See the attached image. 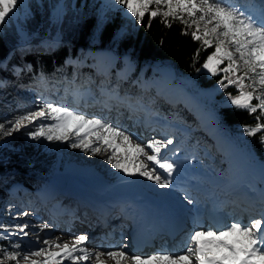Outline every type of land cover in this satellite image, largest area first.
<instances>
[{"label":"snow or ice","instance_id":"6c2138e0","mask_svg":"<svg viewBox=\"0 0 264 264\" xmlns=\"http://www.w3.org/2000/svg\"><path fill=\"white\" fill-rule=\"evenodd\" d=\"M19 2L0 0V24L11 18ZM116 6L134 23H143L146 16L149 26L157 17L168 27L179 22L183 26L182 34L199 42L200 49L214 48L197 71L205 70L213 77L222 72L223 78L217 81L220 88L236 87L238 94L228 97L231 105L246 110L249 115L259 113L254 126H244L243 135L260 134L259 143L264 146V21H257L243 10L219 0H110L109 7ZM200 49L194 61L199 58ZM225 62L226 66L221 67ZM102 96L105 98L92 96L91 105L85 100V106H99L102 112H111L126 105L135 112L134 106L117 92H102ZM79 102V98L74 100L76 104ZM36 121L51 123L42 122L29 132L32 140L67 143L68 147L88 155L103 156L112 169L126 176L141 177L160 189L173 186L179 165L164 151L174 144L170 136L152 137L142 143L105 118L90 117L78 107L44 99L38 110L19 114L9 121L11 127L7 131L5 124L0 123V132L10 135L22 127L35 125ZM176 154L174 150L173 155ZM184 199L190 205L196 204L187 192ZM49 227L47 223L39 225L40 231ZM15 228L21 240L29 235L26 231L29 224H17ZM0 231L7 234L0 239H11L15 234L8 225H0ZM34 235L43 247L23 251L21 243H13L11 247L15 250H4L0 264L5 261L13 264H88L89 261L92 264H108V261L112 264H264V216L252 219L249 224L234 220L223 228L198 226L187 236L184 250L176 254L158 252L140 256L123 247L89 250L85 234L73 237L70 242H61L60 237L41 240L39 233Z\"/></svg>","mask_w":264,"mask_h":264},{"label":"trees","instance_id":"16d2710c","mask_svg":"<svg viewBox=\"0 0 264 264\" xmlns=\"http://www.w3.org/2000/svg\"><path fill=\"white\" fill-rule=\"evenodd\" d=\"M182 31L183 26L179 22H173L168 27L160 22V17L154 18L150 26L147 16L143 23H134L123 13L104 7L100 0H20L11 18L0 24V61L7 54L14 53L23 66L30 65L28 75L38 72L55 82L60 81L63 76L70 77L73 74L71 66L65 65V62L82 49L86 54V63L78 70V78L82 85H87V79L93 73L94 61L87 52L110 51L119 67L122 66L124 57L133 65L134 72L127 81L122 82L121 88L152 101L156 111L194 125V109L173 107L166 101L155 99L152 91L141 92L131 83L132 78L142 80L159 76L160 70L157 67L164 64L177 79L189 80L193 92L209 89L210 93L206 92V104L213 110L219 132L234 145L237 136L245 138L253 145V151L259 160L264 161V153L257 138L260 134L256 137L243 135L244 126H254L255 117L259 113L249 115L246 110L231 105L229 94L237 95L238 91L234 85L227 89L220 88L217 81L223 78L222 72L213 77L205 70L197 71L214 48L200 49V43L193 41L190 35H183ZM197 49H200V55L194 61ZM226 64L227 62L221 67ZM242 73L243 71L239 74ZM2 78L0 72V81ZM12 79L14 77H11V81ZM189 142L191 147L195 144L208 147L215 162L225 159L223 153L215 152L210 147L214 145V141L202 131H194ZM197 150L201 153L198 148ZM45 155V149L30 145L15 154L0 153V196L6 190L3 184L6 173H11L8 177L17 179L24 185L38 184L39 179L30 169L38 170L42 167L46 162ZM201 158L207 161L205 156L201 155ZM5 264L13 262L5 261Z\"/></svg>","mask_w":264,"mask_h":264},{"label":"rangeland","instance_id":"374dc122","mask_svg":"<svg viewBox=\"0 0 264 264\" xmlns=\"http://www.w3.org/2000/svg\"><path fill=\"white\" fill-rule=\"evenodd\" d=\"M100 1L104 5V7L114 9L118 12H121V11H119V6L109 7L110 0H100ZM236 1L237 0H219V2L226 3L230 6H235V7L242 10L243 9L242 7L235 5ZM240 1H243L245 3V6L247 8L244 11L245 13L247 12L248 15L252 16L257 21H264V0H240ZM121 13H123V12H121ZM257 14L258 15L262 14V15H260V17H259ZM87 54H90L94 58V61L92 63V67L97 69L98 67L102 66L103 68L107 69L106 72L108 74L110 73V69L112 67H114L116 64V58L110 51L96 50V51L87 52ZM85 57H86V54L83 52L82 49H79L77 51L76 56L73 58V59H75V60H73V64L81 65L82 60H80V59H85ZM76 59H77V61H76ZM122 64H123L122 70L124 72L123 80L127 81V79H128V78H126L127 74L132 71L133 65L128 60L127 57H124ZM157 69H159L162 72V76H159L157 79L152 80L154 82L150 81L149 83H151V82L152 83L149 86L155 87V88L157 86L159 88L164 87L166 89V91H165L166 97H164V99H167L165 101L171 103L172 104L171 106H173V107L196 109L195 111L198 112L196 115H197V118H199V119H201L203 117L214 119L212 114H210V112L213 110H211V108L208 107L206 104V101H207L206 100V92H208V94H209L210 93L209 89L208 90L198 89L197 92H193V88L190 87L189 80H180V79H177V77H175V76L173 77L170 74L171 72L169 71V69H167V67H165L164 64L158 66ZM27 71H31V68H29L28 66H25V65L23 66L22 62L18 59V57L14 53L7 54L0 61V72L3 75V78L0 81V123L5 124V131H7L11 127V125L8 122L14 120L17 115L22 114V113H26L28 111L38 110V106L40 105L42 99L47 100L43 96L48 98V101H51V102L54 101L55 103H58L59 98L63 97V95H64V98H63L64 103H66L68 106H69L70 102L73 100V97H75L76 99L79 98L80 102L77 105H79L80 107L82 105H83V107H87V109L97 107V106H95V107L85 106V103H83L82 99H81V97H82L83 101L85 102V100H87L86 98H88L90 95H93L95 97V93H92L88 89H81V92H79V93L77 92V95H75L72 92V91L76 90L78 85L81 84V82L78 79V68H72L73 74H71V76H72L71 80L69 79L71 81V84H69L68 86H63V87L62 86L61 87H53V86H51L53 84L46 85L45 83H53V80L50 81L49 77L41 76L40 74L32 75V73H30L28 75ZM11 77H14V80L12 79L13 81H11ZM105 77H106V74L104 71H99L98 75H97V73L91 74V76L87 79L88 85L90 86L91 82H94L97 80H99L100 82L102 80L104 81ZM28 78H30L29 82H28ZM64 79H66V78L61 79L59 82H62L61 84H63L64 82H69L68 79H66L65 81H64ZM16 80L18 83L15 82ZM21 81H24L25 83H23V84L19 83ZM140 81H142V80H140ZM146 81H148V80H146ZM136 82H138V80H136L135 83ZM133 83H134V81H133ZM35 84H36V87H35ZM121 84H122L121 82L114 84V87L116 88L117 91L121 90V87H122ZM22 85L23 86L28 85L30 87V89H28V90H27V88H26V90L20 89L19 86H22ZM110 85H112V82L110 83ZM118 85H119V87H117ZM33 87H35V88H33ZM37 90L41 91L43 96ZM104 92L111 93L110 91H104ZM211 94H212V96L214 95L213 92ZM119 96L122 98L124 96H127V99L131 104H134L135 101H137V100H135V97H133V96H129V95H124V96L119 95ZM104 98L105 97L103 96L101 99H104ZM196 99L200 100L203 103V104L202 103L201 104L204 107L201 106L197 102ZM139 102H140L139 104L141 106H144L146 108V105H144L146 103H144L140 100H139ZM88 103H89V105H91L90 102H88ZM141 103H144V104H141ZM119 108L121 110L122 106ZM84 111H85V114H87L88 111H91L92 113L99 114L98 111H95V110H84ZM90 115H92V114H89L88 116H90ZM42 122L43 123H51V121H36L35 125H27L25 127H22L17 132H12L10 135H5L4 132H0V153L8 152L11 154H15L18 150H21V148L29 146V145L32 147H38L40 149H45V151L47 153V155H45L46 156V162L42 165V167H40L38 170L30 169V172L35 174L36 178H38L39 182H40L38 184L39 186H36V187L33 184H29V185L26 184V186H28L30 191H29V189H25L24 185L20 181H18L17 179L14 180L12 177H8V175H10L11 173L10 174L6 173L4 175L6 177V179H3V184H4V188H6V190H5V193H3L0 196V225L10 226V231H11V229L14 228L11 232H13L15 234L12 235L11 239H0V261L4 260V256H3L4 250H7V251H14L15 250L11 247V245L13 243H17V242L21 243L23 251H28L29 249H34L33 243H31L33 241L30 242V240H34V238L32 239V233H36L37 227H35L34 224H36L38 222L30 221L27 223V224H30L29 228L26 229V231H28L29 235L27 237H24L22 240L20 239V234L16 230L15 225L23 224L22 220L25 217L23 215V213H25L27 211H31L28 214V216H33L36 218L39 216L36 211L41 210L43 212L42 216H44L45 218L47 217L48 213H46V211H44V209H43V207H45V204H42L43 200L39 201L38 199H35L33 197L31 198L30 196L32 195V192L35 189H39L42 185L49 187L48 183L46 184L43 181L44 180L47 181L51 178V176H49L50 172L52 170L51 168H55L56 166L59 165V166H61L62 170L65 169V171H66L67 167H73V168L78 167L79 168L80 164H81V163L78 164V162H80L78 156H75L74 162L69 161L68 155H65L64 158H63V156H61L62 152L64 151V147H65L66 143H60V142H56V141L49 142V141L43 140V139L32 140L29 138L28 133L31 131H34L35 127L38 126ZM190 127H194V126L192 124H190ZM124 128L128 129L129 127L126 125ZM130 128L136 129L135 126H132V125ZM214 128H215V126H213L212 129H214ZM195 129L196 128H194L193 130H195ZM132 131L136 132L134 130H131L130 133L132 135L134 134ZM158 133H159L158 136H160V137H163L166 134L167 137L170 136L174 139V147L178 148V151H179V152H177L176 155L184 154L183 161H180L177 164L179 165L178 168L183 170L184 172L189 173L191 175L194 174L193 179H189V181H184V185H186V189H184V190L195 201L201 196V191H202V197L203 196L204 197L209 196V195L212 196L211 195L212 193H213V197H214L216 192H217V188L215 186L217 184L216 181L219 179H221L223 182L227 181V172L232 168V166L235 163H237V164L238 163H244V165L249 170V173H248L249 179L254 177L260 184L264 185V163H260L257 154L255 153V151H253V148H252L253 145L250 144L249 142H247L245 138L237 136L235 138L236 145H234L230 141H228L225 137H223L218 132V129H215L214 131L210 132L212 139H214V138L216 139V140H214V145H210V147L215 152H218V151L221 153L226 152L224 154L225 160H222L220 162H215V161L213 162L211 155L210 156L206 155L209 158V161L198 160L197 156L198 155L200 156V154L195 149V147L193 148L194 150H192L191 148H190L191 150L187 148L186 145L191 147L189 144L190 143L189 140H190V138L193 137V133L187 139L185 138L186 134H184L182 132L181 133H174V131L169 130V129L168 130L166 129L165 131L161 130ZM146 138H148V137H146ZM145 141H147V139H142L140 142L145 143ZM261 149H262V152L264 153V146L261 145ZM193 154L195 156H193ZM60 158L62 159V162L60 161ZM67 163L69 164V166ZM100 166H101V168L106 167L105 169H110V170L112 169L110 165H106L104 167V165L102 164ZM200 167H203V170L206 172L200 174V172H199ZM80 169H82V168H80ZM92 170L95 172V174L98 175V173H99L98 169L95 170L94 168H92ZM233 170H235L234 167H233ZM68 171H70V170H68ZM238 171H239V173H237V175L242 174V173H240L239 169H238ZM209 172H213L212 178H207L209 175ZM119 173L120 172H117L116 170L112 169L109 174L102 175L103 179L102 178L101 179L103 180V183L105 184V188L108 186L114 188L113 183L117 184V182H116L117 180L112 181V182L110 180L112 178H114L115 176H117ZM100 175H101V173H100ZM224 175H225V177H224ZM196 177H198V180L206 179L205 182H206V185L208 186V191L207 190L204 191V190H202V188H197L199 185L197 184L196 181H194V180H196L195 179ZM239 177H240V175L236 179L239 180ZM79 178L77 180H75V176H73L72 180H74V183H75V181H77V183L79 185H83V187L85 188L86 185L83 183H80ZM107 179H109V181H106ZM192 180L194 181V184L191 182ZM223 182H221V183L225 184ZM221 183L218 184L217 187L218 188L221 187L223 189H226V186H225L226 184L224 185V187H222ZM142 184L147 189V191L149 190V192L151 194L155 193V191L161 190L159 187H157L156 185H154L151 182L146 181V180H144L142 182ZM233 184H235V183H233V181H232L229 183V186L233 187ZM94 185L96 187L97 186L103 187V184L100 183L98 185L97 182ZM111 185H113V186H111ZM16 188H18V189L15 190ZM221 188H219L220 191L218 190L219 193L222 191ZM146 189H141V192L143 193ZM47 190H51V189L47 188ZM54 190H56V189H54ZM262 190H263V187H259V191H262ZM101 191H102V194H100V195H103V192L105 190L100 189V192ZM185 192L181 193V194L177 193V196H179V197H177L175 194L174 195L177 198H181L182 196H184ZM116 195H119V193ZM52 199L54 201H56L55 196L52 197ZM109 204H111V203H109ZM195 206H196V204H191V205L188 204L187 207L189 209L188 211L190 212V214L193 212V209L195 208ZM19 207H21V208H19ZM25 208H28V210ZM258 217H260V216H258ZM226 219L230 220V223L232 221H234V220L228 219L227 217H226ZM64 221H67V220L64 219ZM238 221L242 222V220H238ZM249 223H250V221H248V223H246V224H249ZM49 231H51V230H49ZM79 231H77V232H79ZM73 234H75V233H71V235H73ZM5 235H7V234L4 233L3 231H0V237H3ZM71 235H70V237H71ZM70 237L68 236V238H70ZM122 237H123V240L120 242V248L123 247L127 241V239L124 238V236H122ZM182 251H180V252H182ZM142 256H145V255H142ZM65 264H70V262H65ZM88 264H91V262L89 261Z\"/></svg>","mask_w":264,"mask_h":264},{"label":"bare ground","instance_id":"6f19581e","mask_svg":"<svg viewBox=\"0 0 264 264\" xmlns=\"http://www.w3.org/2000/svg\"><path fill=\"white\" fill-rule=\"evenodd\" d=\"M246 14H247V12H246ZM260 15H262V14H260ZM260 15H258V16L260 17ZM15 82L18 83L17 80ZM19 83H21V82H19ZM61 83L62 82L56 81L53 83H45V84L46 85L53 84V85H51L53 87H61V86L63 87V86H68L69 84H71V81L64 82L63 84H61ZM35 87H36V84H35ZM24 90H26V88H24ZM37 91L43 96L41 91H39V90H37ZM72 92L75 95H77V92L79 93L81 91L77 87L76 90H74ZM43 97L48 100V98H46L45 96H43ZM102 97L103 96H100V97H98V99H101ZM63 98H64V95H63V97L59 98L57 104L64 103ZM123 98L127 99V97H123ZM75 99L76 98L73 97V100H75ZM73 100L70 102L69 107H78L79 110L83 111L84 113H85L84 110L98 111L99 114L92 113L91 111H88L87 115L92 114V115H90V117L91 116H98V117L105 118L107 120V122L118 125L128 132H130L131 130L136 131V132H133V131L132 132L134 133L133 136L136 137V139L138 141H141L147 133H150L148 136V139H150L152 137H156V138H160V139L167 137L166 134L163 137L158 136L159 135L158 132H159L160 128H162V126L158 127L157 123L154 122L150 126H144L141 124V121L144 120L145 116L148 114V110L145 107L141 108L139 104H135V103L132 104L135 108V112L130 111L126 105L122 106L121 110H120V108L118 110L116 108H114L111 112H106V111L102 112L100 110L99 106H97V107L93 106L95 108H88L87 109V107H83V105L80 107L79 105L74 103ZM52 102H54V101H52ZM143 112H144V114H143ZM126 125L129 127L128 129L124 128ZM131 125L135 126L136 129L130 128ZM137 132H138V134H137ZM146 142L147 141H145V143ZM65 155H68V159L70 162H74L75 156H78L80 162H78V161L77 162H78V164L81 163L79 168L78 167H74V168L73 167H67L66 172L69 173V177H70L69 183H68L69 187L67 186V188H66L67 190H65V191L58 190L57 182L52 177V175H53V172H55V171H63V170L65 171V169L62 170L61 166H59V165L56 166L55 168H51L52 170H51L50 175H49V176H51V178L47 181H43L46 184L48 183L49 187L42 185L39 189H35L32 192V195L30 196L31 198L33 197L35 199H38L39 201L43 200L42 204H45V207H43V206L42 207H43L44 211H46V213H48L47 217L45 218L44 216H42L43 212L41 210H39V211H36L39 215L38 217L35 218L33 216L27 215L22 220V223H28L30 221L38 222V223L34 224V226L37 227L36 233H39L41 240L44 238L55 239L56 237H60L61 242H70L73 237L80 235V234H86L87 229L90 228L91 234L86 241V247H88L89 250H96V249L114 250V249H118V248H120V242L122 241V234H124V236H128L127 231L125 229V226L128 225L129 221H130V219H129L130 214L129 213L124 217L122 216V214H119L120 201L124 199L123 196L131 198L133 195H135L136 198H138V199L139 198L144 199L143 204L140 206V209H141L140 218H141V220L146 221V225H145V229L141 233H139V235H140L141 243L145 244L146 247L143 249V251L134 252V251L130 250L131 249L130 246L126 245V246H123L124 250L127 252H130L134 255H140V256H142V255L150 256V255H152L154 253H158V252H170V253L175 254L176 252L180 253V251L184 250L183 245H184L185 238H186V232L181 237H178L174 241L169 242L168 240H166L162 236L161 237L155 236L152 231H149L147 229V228H149V226L153 227L154 222L158 221L156 219V214H160V212L158 210L159 207L157 204L158 199L163 200L162 206H164V209L170 210V211H167L166 213H168L174 220L178 221V217H177L178 215H176L174 213L175 210L180 211L182 213V215L186 216L187 218H191L192 220H195L193 214L192 213L190 214V212H187L188 203L184 199V196H182L181 198H177V197H179V196H177V193L181 194V192L177 191L178 184H179L177 182H179V181H175V179L173 178L174 183H173V186L171 188L161 189V190L155 191V193L151 194L149 192V190L147 191V189L143 186V184H142V182L144 181L143 178H141V177H129V176L124 175L123 173H119L117 176H115L114 178H112L110 180L111 182L117 180L116 181L117 184L113 183L114 186L111 185L114 188L109 187V186L105 188V184L103 183V180L101 179L102 175L109 174L112 169L111 170L105 169L106 168L105 166L108 164L105 162V159L103 156L88 155V154L80 151L79 149H72V148L68 147L67 143L64 147V151L62 152L61 156H63V158H64ZM60 161L62 162L61 158H60ZM102 164L104 165L105 168H101L100 165H102ZM68 166H69V164H68ZM80 168H82V169H80ZM92 168H94L95 170L98 169V171H99L98 175L95 174V172L92 170ZM234 169H235L234 174L236 175V177H238L240 175L239 180H243L244 177H246V175L249 173V170L244 165V163H238V164L234 165ZM238 169L240 170V173H242V174L237 175L236 170H238ZM68 170H70V171H68ZM100 173H101V175H100ZM73 176H75V180H77L80 177L79 178L80 183L85 184L86 185L85 188L83 187V185H79L77 183V181H75V183H74V180H72ZM188 179H191V177L189 176ZM96 182L98 183V185L100 183L103 184V187L102 186L96 187L94 185ZM180 182H181V180H180ZM176 183H177V185H176ZM217 183H218V181H217ZM229 183L230 182L225 183L226 185L221 183L222 187H224V185L226 186V189L219 187V188H221L222 191L220 193H218L216 198H211V200H213V202H215V201L218 202L217 205L219 204V208L222 209L223 211H225V214L227 215L228 218L234 219V220H242V222L245 223L248 219V216H247L248 208L245 207L243 209L241 206L240 207L234 206L233 204H231L230 202L227 201L228 198H232V193L228 190L230 187H232V186H229ZM33 185H35V184H33ZM24 188L29 189L28 186H26V185H24ZM47 188L51 189V190H47ZM197 188H199V187H197ZM17 189L18 188H16L15 190H17ZM54 189H56V190H54ZM71 189H76L79 193H81L85 197L84 200L82 201V200H79L78 198L71 199L69 197H67L68 200H66L65 198H63L62 194L66 195ZM100 189L105 190L103 192V195H100V194H102V191L100 192ZM141 189H146V190L142 193ZM29 191H30V189H29ZM182 191L185 192L184 190H182ZM118 193H119V195H116ZM220 194H221V197L218 198V196H220ZM257 195L259 196L258 199L260 198V200H262L263 197L261 196V194L257 193ZM54 196L56 197L57 202L52 199V197H54ZM93 198H99L103 202L111 203V204H109L110 205V214L108 216H106L105 218H103V222H101V218L96 212L88 210L87 205L93 204ZM129 198H126V199H129ZM128 204H130V202H128ZM19 208H21V207H19ZM25 209L28 210V208H25ZM69 210H71L73 212L72 216H68L66 214V211H69ZM30 212L31 211H27L28 214ZM134 213L135 212L133 211L132 214H134ZM143 213H144V215H143ZM120 215H121V217H120ZM243 217H244V220H243ZM256 218H259V217H256ZM64 219H66L67 221H64ZM42 223H47L50 225V227L43 230V231H40L39 225ZM180 223L183 224L182 221H180ZM189 224H195V222L194 221L189 222V219H188V221L185 223L186 227H188ZM13 229H11V231ZM49 230H51V231H49ZM76 231H79V232L71 235V233H74ZM70 235H71V237H70ZM68 236L70 238H68ZM33 238H34V240H30V242L33 241L31 243H33L34 248L44 246L42 243H37V237H36V235H34V233H32V239ZM91 264H92V262H91ZM108 264H112V262L108 261Z\"/></svg>","mask_w":264,"mask_h":264},{"label":"water","instance_id":"95a60500","mask_svg":"<svg viewBox=\"0 0 264 264\" xmlns=\"http://www.w3.org/2000/svg\"><path fill=\"white\" fill-rule=\"evenodd\" d=\"M55 176L58 178V184L62 187L65 186L66 180L69 178L68 172H57Z\"/></svg>","mask_w":264,"mask_h":264}]
</instances>
